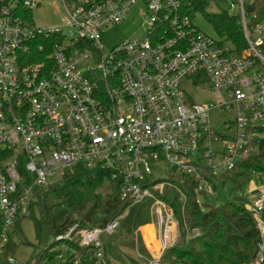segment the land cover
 I'll return each instance as SVG.
<instances>
[{
    "label": "built area",
    "instance_id": "obj_1",
    "mask_svg": "<svg viewBox=\"0 0 264 264\" xmlns=\"http://www.w3.org/2000/svg\"><path fill=\"white\" fill-rule=\"evenodd\" d=\"M251 1L217 0L236 11L246 42L238 52L182 15L180 0H57L63 26L45 29L32 18L42 0H0V264H27L6 248L31 214L35 189L71 167L108 171L121 198L134 203L156 199L164 182L151 176L163 162L193 177L202 203L218 172L264 156V21L248 12ZM134 6L145 37L110 48L105 31ZM184 81L211 100L193 101ZM215 109L234 116L221 133ZM252 176L259 183L250 177L246 208L260 241L251 264H264V174ZM117 227L118 218L103 227L73 225L50 241L65 252L76 241L92 250L95 264H109L101 235ZM73 253L72 264H80Z\"/></svg>",
    "mask_w": 264,
    "mask_h": 264
},
{
    "label": "trees",
    "instance_id": "obj_2",
    "mask_svg": "<svg viewBox=\"0 0 264 264\" xmlns=\"http://www.w3.org/2000/svg\"><path fill=\"white\" fill-rule=\"evenodd\" d=\"M180 1L182 15L193 20L197 13L203 14L217 34L238 52L245 48L238 17L222 9L209 11L217 0ZM246 7L257 21H264V0H252ZM253 172L264 174V156L244 159L222 173L220 178L242 189L248 185ZM167 180L172 182L173 188L166 187L162 193L154 190V197L171 209L182 243L164 251L165 264H251L255 260L260 231L246 208L247 198L221 206L202 204L197 201V183L193 177L170 173ZM105 187L108 189L106 194L99 191ZM174 188L180 191V195ZM181 196L184 198L180 199ZM34 199L29 218L35 225L38 246L27 264H72V255L64 263L58 252L51 248L54 244L47 245L51 237L63 234L73 225L78 228L103 227L119 218L133 204L132 200L121 198L119 187L111 180L108 171L82 165L67 169L60 180L45 188H36ZM38 213L39 217L36 216ZM23 220L18 222L16 230ZM195 229L199 230V235L189 237ZM67 244L82 256L80 264H95L89 247H81L74 241H67ZM6 250V255H14V241H10Z\"/></svg>",
    "mask_w": 264,
    "mask_h": 264
},
{
    "label": "rangeland",
    "instance_id": "obj_3",
    "mask_svg": "<svg viewBox=\"0 0 264 264\" xmlns=\"http://www.w3.org/2000/svg\"><path fill=\"white\" fill-rule=\"evenodd\" d=\"M138 7L139 6H134L132 8L129 17L125 21L107 28L104 33V40L110 48L125 43L126 41L131 39L145 37V28L147 27V25L146 22L143 21V18L139 14V11H137ZM58 8L59 5L57 3V0H42V6L37 10H34L32 13V18L35 25L44 29L63 26L64 12L63 10H60L57 13L56 10ZM220 9L226 10L232 15H235L236 13V11L234 10L233 12H230V8L227 2H217L215 4L213 3L211 4L209 11L217 12ZM194 24L201 32L205 33L206 35L213 37L214 39L223 40L215 31L212 23H210L203 14L197 13L195 15ZM63 32L69 35L71 31L70 29L63 27ZM182 88L195 102H207L212 98L210 92H200L194 86L185 81L182 83ZM233 118L234 116L232 112H223L219 109L211 111V120L219 133L223 131V129L220 127V124L225 122L226 120L229 122H233ZM170 173H174L176 175L180 174L174 168L161 162L157 165L156 171L151 176V178L153 180L164 181L169 178ZM219 173L221 172H218V178L213 179V182L215 184L213 193L209 195H199V199L202 204L221 206L229 201H233L239 198L243 200L249 196L247 191L248 185H244L242 189H240L239 187L234 186L229 181L224 182L220 178L221 174L219 175ZM251 178L253 181H255V183H259L258 178L253 176H251ZM166 187L173 188L172 182L170 180L165 181L161 185V187H159L155 191L158 193H162ZM99 191L106 194L108 192V189L105 187ZM175 191L180 195V191L176 189ZM149 198L150 197H146L142 201L134 202L132 205H130L118 218V227L113 233H102L101 239L106 246V253L109 264L146 263V258L148 257V255L143 249V244L140 241L139 244L136 242L137 236L134 232V228L137 224L146 221V219H153V211L151 208L152 202ZM181 198L182 196L180 197V199ZM36 216L39 217V213ZM151 236L153 237L152 234ZM50 239L47 243L48 246L52 245ZM13 240V252L15 256L22 261H27L33 255L35 248L38 246L35 225L32 218L27 217L22 221L19 229L14 232ZM149 240H151L150 237ZM149 243L152 245L151 247H157L156 243L154 244V246L151 241ZM181 243L182 239L180 236L178 244ZM77 244L79 245V243ZM62 246L63 243L54 244L53 246H51V248L54 249V251L58 252V254H61L65 259L70 257L71 254L73 255V252L77 253L74 247L70 246L69 244H67V246H69L68 252H65L61 248ZM63 258H61L60 260L62 261ZM74 261L75 256L73 255L72 262L74 263ZM62 262L65 263V261Z\"/></svg>",
    "mask_w": 264,
    "mask_h": 264
},
{
    "label": "crops",
    "instance_id": "obj_4",
    "mask_svg": "<svg viewBox=\"0 0 264 264\" xmlns=\"http://www.w3.org/2000/svg\"><path fill=\"white\" fill-rule=\"evenodd\" d=\"M149 199L152 202L153 219H146V221L137 224L134 228L137 236L136 242L139 244L140 241L143 244V249L148 255L146 263L152 259H162L164 257V251L167 248L177 245L180 238L179 228L171 210L158 200L153 198ZM148 236H150L151 240H148ZM150 241L151 243L155 241L158 244V248L154 249L151 247Z\"/></svg>",
    "mask_w": 264,
    "mask_h": 264
},
{
    "label": "bare ground",
    "instance_id": "obj_5",
    "mask_svg": "<svg viewBox=\"0 0 264 264\" xmlns=\"http://www.w3.org/2000/svg\"><path fill=\"white\" fill-rule=\"evenodd\" d=\"M147 230V229H146ZM148 237H150V236H148ZM149 240V239H148ZM156 242L155 241H153V244H155ZM157 244V243H156ZM156 248H158V244H157V247ZM156 248H154V249H156Z\"/></svg>",
    "mask_w": 264,
    "mask_h": 264
},
{
    "label": "water",
    "instance_id": "obj_6",
    "mask_svg": "<svg viewBox=\"0 0 264 264\" xmlns=\"http://www.w3.org/2000/svg\"><path fill=\"white\" fill-rule=\"evenodd\" d=\"M164 259V257L162 258V260Z\"/></svg>",
    "mask_w": 264,
    "mask_h": 264
}]
</instances>
